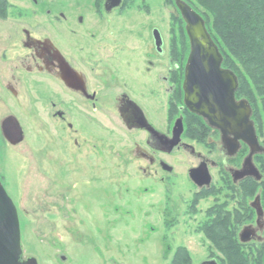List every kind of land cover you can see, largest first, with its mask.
<instances>
[{"label": "rangeland", "instance_id": "obj_1", "mask_svg": "<svg viewBox=\"0 0 264 264\" xmlns=\"http://www.w3.org/2000/svg\"><path fill=\"white\" fill-rule=\"evenodd\" d=\"M183 1L204 17L205 9L195 0ZM8 5L7 17H0V53H6L7 60L34 53L23 46L25 30L31 39L41 43L46 42L44 39L55 41L61 37L60 42L71 45H86L89 40L83 34L87 31L97 38L103 32L93 12L95 0H8ZM61 15L67 20L63 21ZM105 21L111 23L114 31L128 25L134 28V34L122 32L126 40L122 44L129 48L115 60L114 76L135 85L146 81L141 71L145 69L144 58L151 52L147 36L151 27L160 30L165 48L170 46L175 51V64L186 67L190 41L174 0H126L123 8L105 17ZM6 48L9 51L5 52ZM169 63L164 58L158 71H165ZM104 69L97 70V77L112 83V77ZM160 91L161 105L145 109L151 121L162 129L173 113L178 117L180 112L175 110L168 115L167 96ZM177 93L176 101L183 103L182 87L177 88ZM258 102L261 107V101ZM3 112L0 110V120ZM25 112L16 106L10 110L24 130L21 144L11 145L0 133L1 181L18 210L25 258L35 257L39 264H173L170 248L181 247L176 253L180 264H202L212 259L219 264H264V253L242 250L231 263L226 258L231 253L224 255L215 248L220 239L211 240L201 233L209 219L206 212L217 200L194 196L196 190L188 185L183 155L164 156L175 170L170 183L165 184L160 180L161 175L142 173L141 169H150V164L136 155L135 141L140 143V137L131 141L127 137L66 140V137L44 136L37 119L41 116L34 115V111ZM81 124L90 132H100L93 131L89 124ZM260 142L264 145V137H260ZM143 145L142 141L141 148ZM197 149L205 151L200 146ZM212 159L221 161L218 155ZM254 163L264 175V157H256ZM220 170L211 171L216 187L227 182ZM260 193L262 187L255 186L248 202H254ZM225 197L226 193L219 195V202L225 203ZM168 198L177 203V211L168 216L171 226L167 229L176 225L174 237H169L171 234L160 225L167 220L162 211ZM158 200L159 213L154 206ZM192 200L198 203L195 210L190 208ZM228 204L232 208L235 202Z\"/></svg>", "mask_w": 264, "mask_h": 264}, {"label": "flooded vegetation", "instance_id": "obj_2", "mask_svg": "<svg viewBox=\"0 0 264 264\" xmlns=\"http://www.w3.org/2000/svg\"><path fill=\"white\" fill-rule=\"evenodd\" d=\"M107 2L108 0H95L93 12L98 18L97 23L103 26V32L98 38L89 31L83 34L89 40L86 45L65 44L60 42L61 37L55 41L44 39L46 42L41 43L39 40L31 39L30 33L25 30L26 40L23 46L33 49L32 55L8 57L7 60V54L0 53V110L4 111L0 120L2 137H5V122L11 117L16 118L10 113L11 108L16 106L19 110L29 111L30 114L34 111V115L41 116L37 119L44 136L49 134L66 137V140L68 137H105L107 140H110V137H127L131 141L133 137H140L144 147L141 148V142L135 141L136 155L138 159H145L150 164V169H141L142 173H151L154 177L161 175L160 180L165 184L170 183V177L175 170L164 156L181 154L185 158L188 185L196 190L194 196L198 199L216 197L217 200L206 212L209 219L201 233L211 240L219 237V243L215 241L217 242L215 248L224 255L240 250L264 253V175L257 168L262 175L259 182L254 177L239 181H235L234 178L237 172L243 171L245 161L251 154L250 147L233 135L224 137L219 129L212 127L207 120L187 109L183 89L186 67L179 68L175 64V51L170 46L165 48L163 35L156 27L148 28L147 32L151 41V52L144 58L145 69L141 71L146 81L135 85L120 76H114L115 65L117 66L115 60L129 48L127 44V46L122 44L126 41L122 37V32L134 34V28L128 25V28L114 31L115 28L110 22L105 21V17H110L115 11L122 9L126 0H122L121 6L111 13L107 11ZM61 18L63 21L67 20L64 15H61ZM72 34L78 35L77 32ZM6 50L9 51L7 48L4 51ZM166 57L170 63L165 71L159 72V63ZM100 68H105L104 73L112 77L113 86L111 82L97 77V70ZM181 87L183 103L176 101L177 88ZM161 89L163 95L167 96L168 115L171 116L175 110V113L177 110L180 112L178 117H174L173 113V117L166 120L162 129L151 121L145 109L146 106L161 105L159 102ZM240 100L245 99H237ZM179 120L182 121V133L178 136L179 128L177 129L176 125ZM81 123L89 124L93 131L97 129L100 132H90ZM175 137H180V141L172 150ZM258 139L264 148L260 137ZM197 146L203 147L205 151H199ZM216 155L220 156L221 161L212 159V156ZM259 156L264 157V154L255 155L253 163ZM218 169H221V174L227 179L220 187L213 185L211 174L212 170ZM206 170L210 176L209 186L204 184L207 182ZM255 186L262 187V193L254 202L249 203L248 197L253 193ZM224 193L226 202L220 203L219 195ZM228 201H234V207L230 208ZM158 202L159 200L154 206L158 208L159 213ZM176 204L168 198L162 211L163 217L165 219L167 217V220L162 224L157 220L164 231L171 234L169 237L176 235L173 232L176 225H172L170 230L167 229L171 226L168 225L170 221L168 216L171 212L177 211ZM196 207L198 203L192 200L190 208L195 210ZM180 249L181 247L170 248V252L173 253V264ZM226 258L231 263L234 261L232 256ZM202 264L219 263L212 259Z\"/></svg>", "mask_w": 264, "mask_h": 264}, {"label": "water", "instance_id": "obj_3", "mask_svg": "<svg viewBox=\"0 0 264 264\" xmlns=\"http://www.w3.org/2000/svg\"><path fill=\"white\" fill-rule=\"evenodd\" d=\"M185 24L190 41V55L185 68V105L197 116L207 120L219 129L224 137L233 135L245 142L251 154L244 164V169L234 176L235 181L247 177L262 180V175L253 163L255 155L264 154L260 145L255 124L252 120L253 110L246 100L237 101L239 80L236 74L223 67L224 58L209 33L205 20L183 0H174ZM122 0H108L107 11L111 13L119 8ZM7 128H10L8 130ZM178 136L182 133V121L176 125ZM5 139L11 145L24 141V133L18 120L14 117L4 124ZM172 150L179 144L180 137H175ZM206 185H210V176L206 170ZM203 185V184H201ZM261 215V212H259ZM0 264H39L35 257H24L22 233L18 210L6 192L0 176Z\"/></svg>", "mask_w": 264, "mask_h": 264}, {"label": "trees", "instance_id": "obj_4", "mask_svg": "<svg viewBox=\"0 0 264 264\" xmlns=\"http://www.w3.org/2000/svg\"><path fill=\"white\" fill-rule=\"evenodd\" d=\"M195 1L205 9L201 17L223 55V67L238 77L237 96L250 103L258 137H264V0ZM8 6V0H0V17H7ZM230 256L235 261L237 252Z\"/></svg>", "mask_w": 264, "mask_h": 264}]
</instances>
